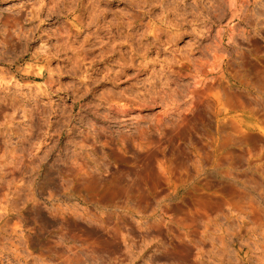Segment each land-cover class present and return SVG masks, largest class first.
I'll list each match as a JSON object with an SVG mask.
<instances>
[{"label": "rangeland", "instance_id": "rangeland-1", "mask_svg": "<svg viewBox=\"0 0 264 264\" xmlns=\"http://www.w3.org/2000/svg\"><path fill=\"white\" fill-rule=\"evenodd\" d=\"M0 264H264V0H0Z\"/></svg>", "mask_w": 264, "mask_h": 264}, {"label": "bare ground", "instance_id": "bare-ground-1", "mask_svg": "<svg viewBox=\"0 0 264 264\" xmlns=\"http://www.w3.org/2000/svg\"><path fill=\"white\" fill-rule=\"evenodd\" d=\"M204 67H205V66H204ZM207 67H208V66H207ZM208 68H209V67H208ZM212 68H213V67H212ZM204 69H205V68H204ZM206 69H207V68H206ZM208 70H211V69H208ZM212 70H213V69H212ZM205 80H207V79H205ZM205 80H204V81H205ZM203 83H205V82H203ZM217 101H218V100H217Z\"/></svg>", "mask_w": 264, "mask_h": 264}]
</instances>
